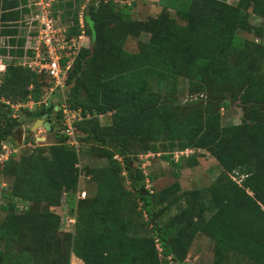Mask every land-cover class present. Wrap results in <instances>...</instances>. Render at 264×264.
<instances>
[{"label":"trees","instance_id":"obj_1","mask_svg":"<svg viewBox=\"0 0 264 264\" xmlns=\"http://www.w3.org/2000/svg\"><path fill=\"white\" fill-rule=\"evenodd\" d=\"M85 4L58 0L52 8L69 39L83 33L90 38V46L75 56L64 97L56 94L47 105L15 119L3 100L37 103L41 88L52 82L14 60L0 85V155L5 143L18 148L16 136L29 121L46 119L57 139L19 160L18 152L0 162L13 178L0 189V209L6 213L0 264H59L68 259L70 247L84 264H186L199 236L213 243V264H264V28L250 22V13L264 20V0H238L236 5L160 0L162 13L149 23L135 21L133 0H94L86 7L82 28ZM25 5L27 0H0V38L15 37L10 41L17 46L10 51L14 58L24 54L19 24L25 26L29 14ZM143 32L150 37L140 51H127L128 39H139ZM242 32L256 34L260 43ZM23 77L26 86L34 85L31 94L17 91ZM181 80L190 84L189 95L196 100L175 98ZM170 84L171 91H155V86ZM64 101L82 112L75 124L78 135L117 149H101L110 165L92 172L97 196L82 199L79 213L72 206L77 226L71 245L60 238L58 215L33 210L39 202L59 206L62 195L72 196L80 180L79 151L62 133V111L56 110ZM232 104L241 108L244 119L224 125L221 111ZM108 114L112 122L103 125L101 117ZM160 139L169 146L162 147ZM192 150L205 151L222 168L208 187L183 191L176 182L150 193L143 185L144 171L131 167L132 157L142 151L165 154L179 170L183 161L194 168L200 164L197 153L176 161L178 153ZM124 169L133 199L124 186ZM21 207L26 213L18 212ZM132 209L148 227L144 235L133 233Z\"/></svg>","mask_w":264,"mask_h":264},{"label":"rangeland","instance_id":"obj_2","mask_svg":"<svg viewBox=\"0 0 264 264\" xmlns=\"http://www.w3.org/2000/svg\"><path fill=\"white\" fill-rule=\"evenodd\" d=\"M135 1V7L133 10V18L138 22L149 23L151 21L157 20L161 13L162 7L159 4L160 0H133ZM226 1L230 5H236L238 0H223ZM132 2V1H131ZM76 3V2H75ZM172 19L175 18V13L173 11L170 12ZM250 22L255 27L262 29L264 28V20L256 17L252 13H250ZM182 24V22H181ZM20 25V35L24 33L23 27L24 24ZM243 37L254 41L256 43H260L261 38L254 33L242 32ZM150 37L149 33L142 34V37L139 39L130 38L125 44V48L127 51L136 53L140 51L141 43L146 42ZM264 39V35H262ZM12 40V39H11ZM7 40V41H11ZM11 53L13 50H10ZM24 78L23 81L18 85L17 91L19 93H32L34 90L33 86H26L27 77ZM156 92L166 93L167 91H171L173 89V84L169 86H165L162 89H159L157 86L154 87ZM46 87L43 86L40 91V101L43 103H49V95L46 91ZM190 84L181 80L178 84V88L175 91V98H178L181 102L187 103L193 100H196L197 97H191L189 95ZM31 96V95H30ZM20 96L19 98H21ZM28 102L21 103L22 105H26ZM40 106H35L33 108H25L21 110H14L12 112L13 115L19 116H28L29 111H35ZM222 123L224 125L229 124H239L244 119V112L237 105L232 104L229 109L222 110ZM46 120V119H45ZM112 122V114H108L106 116L101 117V123L103 125H110ZM34 121L26 122L23 126V131L18 132L16 136L17 147L19 151L18 160L24 156L25 154L31 152L37 147H49L50 145L57 142V139L54 137L53 133L48 136L47 131L38 127L36 132L32 133L31 128L34 125ZM57 130L60 129L59 126L56 127ZM160 144L162 147L169 146V143L166 140L160 139ZM72 145L76 147L79 151L80 155V180L79 183L73 192L74 194L71 196L68 194L62 195L61 204L57 207H50L47 202H39L33 205V210L35 211H45L50 210L59 216L61 222V230H60V238L62 241H68L67 244L71 245L69 239H73L76 236V226H77V216L71 214L72 206L73 210L77 213L80 211V202L83 201V193H86V199L92 200L98 194V187L96 181L92 177V172L97 169H102L110 165L109 160L102 155L101 149L105 147L107 149H111L117 151L113 144L108 143L106 145H100L95 142H88L80 135H76L75 139L71 141ZM168 154L171 152L167 150ZM177 152V151H176ZM199 156L200 164L194 168H189L186 166V162L183 161L182 168L180 170L176 167L175 163L167 162L164 158L165 154L154 155L145 152H138L137 155L132 157L131 167L139 168L144 171L146 175V180L143 182L146 190L150 193L161 191L172 184L179 182L183 187V191H189L191 189L196 188H205L208 187L211 183H213L217 177L221 174L222 168L219 166L218 162L212 158L205 151L200 150H192L188 152L190 157L195 155ZM175 153H173L174 155ZM122 162H124V158L117 156ZM178 161V158L176 159ZM91 172V173H90ZM179 174V177H178ZM124 177V186L125 188L132 193L131 199L135 198V193L132 191L130 187L129 174L124 169L123 170ZM13 183V178L9 174V168H0V189L4 187L5 184ZM136 202L141 206V203L138 199ZM21 207L18 209V212L21 214L26 213V209ZM140 210V208H139ZM137 211V210H136ZM6 218V213L0 209V226L4 222ZM128 219L132 220L134 230L133 233L138 235H144L148 231V227L145 226L144 220L137 215V212L132 209V216H129ZM147 219V218H146ZM74 220V221H72ZM204 244V249L201 248L200 245L193 246L189 253L188 260L186 264H213L214 260V245L213 243L205 238L200 241V244ZM3 248V244L0 243V249ZM64 251V250H63ZM62 260V259H61ZM59 264H84L83 260L77 257V255L71 251L68 255V259H63Z\"/></svg>","mask_w":264,"mask_h":264},{"label":"built area","instance_id":"obj_3","mask_svg":"<svg viewBox=\"0 0 264 264\" xmlns=\"http://www.w3.org/2000/svg\"><path fill=\"white\" fill-rule=\"evenodd\" d=\"M94 0H86L85 6L80 11V22L84 28V16L86 7ZM58 0H27V5L24 8L29 9V14L25 19L24 33L21 36L25 37L26 43L23 46L24 54L21 57L14 58L10 54V50L16 49L10 41L15 37L3 36L0 38V85L2 84L8 66L15 60L17 65L30 69L37 74H46L52 86L47 88V93L50 98L56 94L64 97V90L68 72L71 69L75 56L78 55L83 47L90 46V38L83 33L78 38L67 37L68 28L63 26L60 18L56 19L53 16V5ZM19 38V37H18ZM5 104L11 106L13 110H20L21 108H33L48 103L30 101L26 105H13L9 101H4ZM57 111H62V126L63 132L73 141L77 135L76 122L82 119L81 110H73L64 101L60 106L56 107ZM13 118H18L13 115ZM72 143V142H71ZM3 153L0 155V162H7L12 155L17 154L18 148L13 147L9 143L2 146ZM185 153H178L176 158ZM189 155V154H188ZM86 198V193L83 197ZM74 221V220H72Z\"/></svg>","mask_w":264,"mask_h":264},{"label":"water","instance_id":"obj_4","mask_svg":"<svg viewBox=\"0 0 264 264\" xmlns=\"http://www.w3.org/2000/svg\"><path fill=\"white\" fill-rule=\"evenodd\" d=\"M41 127L42 129H45L47 131V135L50 136L52 133V124L44 119L37 120L33 127L31 128V132H36L37 128Z\"/></svg>","mask_w":264,"mask_h":264},{"label":"crops","instance_id":"obj_5","mask_svg":"<svg viewBox=\"0 0 264 264\" xmlns=\"http://www.w3.org/2000/svg\"><path fill=\"white\" fill-rule=\"evenodd\" d=\"M205 238H206V237H204V236H199V237L197 238L196 242H195V246H198V245L201 246V245H202L201 248L205 250V248H204V244H202V243L200 244V241H201V240H204Z\"/></svg>","mask_w":264,"mask_h":264}]
</instances>
